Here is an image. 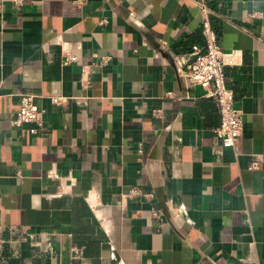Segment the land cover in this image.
I'll return each instance as SVG.
<instances>
[{
    "label": "crops",
    "instance_id": "0c3cea01",
    "mask_svg": "<svg viewBox=\"0 0 264 264\" xmlns=\"http://www.w3.org/2000/svg\"><path fill=\"white\" fill-rule=\"evenodd\" d=\"M198 1L1 0L0 264H264V0H204L241 53L239 153L175 70L203 42ZM21 94L36 134L11 124Z\"/></svg>",
    "mask_w": 264,
    "mask_h": 264
},
{
    "label": "built area",
    "instance_id": "2783aa9c",
    "mask_svg": "<svg viewBox=\"0 0 264 264\" xmlns=\"http://www.w3.org/2000/svg\"><path fill=\"white\" fill-rule=\"evenodd\" d=\"M9 1L15 6H21L24 2V0ZM197 4L203 14V42L199 45H192L185 57L177 58L175 70L189 84L201 86L205 96L215 99L219 109L220 122L213 129V132L220 139L223 147L232 148L235 153H239L238 145L243 131L242 112L233 104V93L224 81V69L226 66L236 65L241 53L238 50L225 51L217 44L216 33L209 20V7L204 0H199ZM104 21L101 20V22ZM110 59V55H101L92 64L105 65ZM75 60L76 56L72 54H65L63 58L64 63L74 62ZM60 99L56 96L51 98L54 103L59 102ZM42 115L43 110L34 102V96L32 94H21L20 106L11 120V124L14 126L31 124L28 127V132L36 134L43 129ZM261 162L262 155L253 153L248 167L251 170H258ZM152 214L157 215L158 213L154 210Z\"/></svg>",
    "mask_w": 264,
    "mask_h": 264
}]
</instances>
